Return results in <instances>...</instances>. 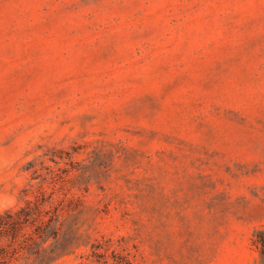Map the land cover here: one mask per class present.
<instances>
[{
    "label": "rangeland",
    "instance_id": "obj_1",
    "mask_svg": "<svg viewBox=\"0 0 264 264\" xmlns=\"http://www.w3.org/2000/svg\"><path fill=\"white\" fill-rule=\"evenodd\" d=\"M0 216V264H264V0H0Z\"/></svg>",
    "mask_w": 264,
    "mask_h": 264
},
{
    "label": "trees",
    "instance_id": "obj_2",
    "mask_svg": "<svg viewBox=\"0 0 264 264\" xmlns=\"http://www.w3.org/2000/svg\"><path fill=\"white\" fill-rule=\"evenodd\" d=\"M20 210L23 211V208H21ZM6 214L10 215L11 213L9 211H7ZM253 243L257 247V250H258V252L261 256V259L264 263V227L258 229L255 232L254 237H253Z\"/></svg>",
    "mask_w": 264,
    "mask_h": 264
}]
</instances>
